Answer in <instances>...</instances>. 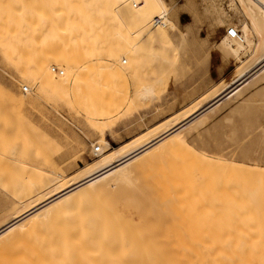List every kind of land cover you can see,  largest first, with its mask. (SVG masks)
<instances>
[{
	"label": "bare ground",
	"instance_id": "obj_1",
	"mask_svg": "<svg viewBox=\"0 0 264 264\" xmlns=\"http://www.w3.org/2000/svg\"><path fill=\"white\" fill-rule=\"evenodd\" d=\"M201 1H206L200 6L201 14L223 28L214 48L236 62L231 77L220 79L188 104L116 146L104 138L105 129L97 130L100 137L90 141L94 157L67 173L63 164L70 153L56 155V143L62 140L66 147L71 142L60 138L48 118L37 121L31 111L50 93L65 105L83 107L88 117L104 125L113 108L124 107V99L132 104L155 100V81L138 82L132 91L121 90L119 84L131 85L129 80L140 74L145 55L159 56L158 44L177 57L172 43L178 26L174 4L167 0H0V45L21 84L20 91L2 88L0 112L7 124L5 132L15 141L9 148L17 158L13 168L23 172L13 200L9 197L12 204L22 199V206L0 214V264H264V160L240 166L217 154L211 159L218 173L213 172V180L219 181L221 175L227 187L235 186L220 191L217 184L219 192L214 193L216 185L212 188V180L211 188H206L203 170L212 161H205L200 149L188 145L221 106L264 81V0ZM187 4L194 8L191 0ZM193 11V17L200 15L199 9ZM92 15L123 25L113 33L120 32L125 43L120 54L113 57L106 51L110 22L91 24ZM230 28L237 30L236 37L228 35ZM179 33L176 44L180 49L186 39L184 30ZM252 53L257 56L254 64L239 67ZM107 88L111 96L106 97ZM16 145L21 151L14 153ZM158 163L162 166L153 171ZM162 163L174 176L170 183L165 179L166 184L160 177L155 180L163 182V192L161 185L149 179L153 172L158 173L154 178L164 177L167 168ZM194 165L197 171L193 173ZM196 172L204 175V192L200 191L204 195L199 198H206V203L195 193ZM140 178L146 180H142L144 185ZM189 181L195 185L187 184L186 192L194 189V195L190 191L185 198V190L180 195L182 203L189 202L187 212V205L185 210L184 205L179 207L186 215L176 217L177 209L172 214L180 224L168 210L170 222L157 224L166 220L155 215L161 199L173 196L179 187L186 189ZM115 191L123 198L119 208L113 205L115 199L111 201ZM196 204L201 206L196 208ZM157 216L158 222L154 221Z\"/></svg>",
	"mask_w": 264,
	"mask_h": 264
},
{
	"label": "rangeland",
	"instance_id": "obj_2",
	"mask_svg": "<svg viewBox=\"0 0 264 264\" xmlns=\"http://www.w3.org/2000/svg\"><path fill=\"white\" fill-rule=\"evenodd\" d=\"M167 1L170 2V4L172 5L174 4V9L176 11V18L178 25L177 28L179 29L176 28L174 34L172 35V43H174L173 44L174 50L177 49V51L179 52L177 57H174L172 51H168L167 53H165L164 52L165 45L158 44L157 49L159 51V56L154 57V56L145 55L142 61V65L140 67L141 68L140 74L129 80V83L131 85H128L126 83L119 84L121 90L128 89L132 91L136 83L138 82L154 83L155 81L154 85L157 86V87L155 86V97H154L155 100L153 99L145 103L134 101V103L132 104L129 101V99L126 100L124 99L125 102L124 107L122 108L119 106L118 108H113L108 113L107 118L104 120L103 122L104 125L102 123H96L95 119L88 117L86 115V112L88 111L85 110L83 107L79 105L78 106L76 105L74 107L71 105L70 106L65 105L61 102L60 99H58L56 95L50 93L47 94L44 102L40 103L38 106H36L35 110L31 111L33 112V116L37 121L39 120L41 121L42 119L44 120V116L48 118L47 123L49 124V126L53 128L56 127L59 130L60 138L61 139L67 138L69 142H71L69 143L71 145L70 146L67 145L66 147L63 145L62 140H59V142L56 143L57 144L56 147L58 150L56 152L57 153L56 155H60L67 150L70 153L69 159L66 161L65 164H63V167L67 173H71L77 167L83 165L86 161L94 157L90 150L91 149L90 141H95L97 140V138L100 137V133L97 130L105 129V131L103 132L105 133V135H103L104 138H106L112 146H116L119 143L123 142L124 140L135 135L136 133L142 131L146 126L152 125L153 123L163 119L167 115L177 111L178 109L183 107V105L188 104L190 101H192L193 99L201 95L203 92H205L209 87L213 86L220 79L228 80L231 77L236 62L231 58H228L226 56L224 57V55L220 50L214 48V44L218 39L221 31H223V28L218 23H215V21H212L213 20L212 18L204 17L201 14L202 7L200 6H202L206 1L191 0V2H193L194 4L193 7L199 9L200 11V15L196 14L197 17L195 16V14L193 17L194 8L193 9L190 8V6L187 4V0H171V1L167 0ZM207 1L209 2V0ZM35 7L36 5L33 6V9H37ZM225 8L227 10L226 6ZM233 20L234 22L238 23L235 17L232 18V21ZM93 23L94 24L109 23L108 31L110 32V35L107 36L104 41L107 44L106 51L108 55L113 57L120 54L125 46L124 45L125 43L123 42V38L120 32L117 33L119 35L113 33L116 30H122L123 25L122 24L117 25L116 22L109 20L105 22L99 16L97 17L92 15L91 24ZM182 30H184L185 32L184 36L186 40L182 48L179 49L177 48L176 43L181 37L179 32ZM163 56H165L167 59L163 58ZM256 57L257 56H255V53L248 55V57L245 58L244 62L241 63L239 67H242L243 69L252 66L255 62ZM167 61L171 64L169 65ZM171 65H173V67ZM57 67L60 68L59 66ZM142 69H144V71H142ZM61 71H63L62 68ZM16 77H17L16 67L12 64L11 60L6 55L5 50L0 45V91H2L3 87H6L5 89L7 90L12 89V90L20 91L21 84H18L16 82L15 80ZM104 96L106 97L111 96L110 88H107L105 90ZM130 96L134 98V94H132V92ZM3 116H4L3 112H0V179L2 178L0 180V214L6 213L12 208L16 207L17 205L22 206L23 204L22 199L18 201H14L13 204L9 202L10 198L14 197L15 192L19 189L18 183L19 181H21L23 177V172L19 169V167L18 169L13 168V165L17 160V158L15 154L9 153V148L14 145L15 141L12 140L13 137H11L9 133L5 132V129L7 128V124L3 120ZM206 124L207 126L205 125L199 131V134L194 137V139L188 141V145L190 148L196 150L200 149L201 152L204 153V157H206L205 161L207 159L208 160L210 159V161L207 162H211L218 156L217 154H222V158L223 160L225 159L224 160L225 162L231 160V162H234L235 164H238L240 166L246 165L249 160H257V159L264 160V81H261L257 87L251 86L250 88H247L241 95L238 96V98L234 100H230L229 102H227V104L221 106L218 109V111L215 113L213 118L210 119ZM7 134H9V136ZM221 143L223 145H221ZM16 146L17 147L14 146L13 149V151H16L14 153L21 151L20 147H18V145ZM49 154L51 155L52 153ZM189 160H191V158ZM160 165L158 163V165L155 166V169H153V171L156 170L158 172V169L162 166ZM206 165H207V169L205 168L203 169L206 170L207 172L204 174L205 176H207L205 177V181L207 184L206 188L212 182H214V184H211L212 188L214 185H216L215 191L214 189L212 190L214 193H216L219 190L218 188L219 184L221 185L219 186L220 191L221 188H223L224 186L227 187V185H225L226 183L224 184V181H221L222 178L221 175L219 181L215 179L216 180L215 182V180H213L214 177L213 174L216 172L214 171L215 167H212L213 161L211 164L207 163ZM206 165H201V167ZM164 166L165 164H163L164 169L169 167V166L166 167ZM157 167L159 168L157 169ZM196 168L197 167H195V165L194 167H192L193 173L195 170L197 171ZM227 168L229 169V167ZM218 169L220 170L222 168H220L218 165ZM161 170L163 169L161 168ZM168 170L169 168L166 169V172L169 175V176L167 175L168 177L166 176L167 173L166 174L164 173L165 174L164 177H162L163 174L161 176L157 175L158 179L154 178L156 177L155 173L157 172L151 173L153 176L150 174L152 178L149 177V179L153 183H151L149 179L147 180L148 181L147 183L154 184V181L159 180V177L164 183L168 178L167 183H170V179H172V177L170 178V176H173V173L171 172L172 175L169 174L171 170L170 171ZM203 170L201 168V171ZM183 172L185 175L186 172L185 171ZM199 173L200 172L198 173L196 172L193 177L195 178L194 181L198 183L197 184L198 187L195 186V193L198 198L199 195L201 193L203 194L204 192L203 191L204 187L201 181V179L204 178V175L202 172L203 177H201ZM197 174L199 175L198 178H196L198 176ZM215 174L218 173L216 172ZM186 176L190 178L187 174ZM230 177L232 179L233 176L231 175ZM140 179L142 183V180L144 178H140ZM228 179L230 180V178ZM143 181L146 180L144 179ZM162 181L161 183L163 184ZM194 181L193 182L189 181L190 184L187 182L186 189H182L183 187H179V189L177 188V191L175 190L176 193L173 194V196L171 195L172 197L169 196V192H168L169 197L165 196L168 198L167 199L164 198L166 199L165 201L166 204H161L164 200L161 199V203H160L161 208L159 207L160 205H158L159 208L155 215H158L159 217L161 216L160 220L161 218L166 220L163 221V223L158 222L157 220L159 218L157 216V219L155 218L154 220L158 222L157 224L160 223L162 226H166L168 223L165 222L168 221L170 222L171 219L175 218L174 215H172V214H176L175 209H177L178 211L176 217L178 214L180 215L182 213L179 212L181 205L182 206L184 205V208H182L184 210H185V205H187L185 211L186 212L188 211L187 209L189 208V204H188L189 202H187V204L182 203V200L184 199V196L185 198H187L186 193L188 192L190 193L191 190L190 191L188 190V192L186 191L188 187L191 185V183L192 185H195ZM198 181L202 186L201 190ZM220 181L222 182L223 186ZM161 183L158 184L155 181L154 185L155 186L157 185L159 187ZM142 185L144 184L142 183ZM233 185L235 186L234 183H231V185L229 184L231 189ZM162 186L163 185H161L160 187ZM229 186L227 187L228 189ZM163 187L161 189L162 192L163 189L166 191V188ZM6 190L8 191V193H6L7 192ZM182 190L183 192L179 194L180 191ZM184 190H185V195L183 194ZM193 191L194 189H192L191 193ZM115 192L112 193L111 198L113 199L111 201L115 199L116 202H114L113 205L114 204L116 205L117 203L118 205L116 206L119 208L122 205L121 202L123 198L122 195H118L121 194L119 191H115ZM162 192L161 195L164 197L163 195L164 193ZM2 193L5 194L6 197L8 194L9 195L8 199H6L4 197L5 195L3 196ZM182 194L184 195L183 199L180 196ZM188 195L192 196L191 194ZM196 195L193 196L194 201L197 200ZM171 198L172 200L173 199L174 200L172 201ZM178 198H179L178 202L181 201L179 206L177 203ZM205 199L206 198H204L203 196L199 198L201 202L202 200L203 202H205ZM11 200H13V198ZM168 200L171 202L170 203L171 206L169 205V203H167ZM173 202L174 204L176 203L175 208ZM183 202L185 201L183 200ZM165 205L166 206L168 205L167 208H165L166 207ZM200 206L201 205L196 204V208ZM169 207L171 208L169 209ZM172 207L174 208V212L172 211L173 210ZM177 207L178 208L180 207L179 210ZM191 207L193 208V206ZM166 210H168L167 213L169 212V214L171 212L172 218L171 215L165 213ZM182 214H184V212ZM182 214L180 217L183 216ZM178 218L175 219L179 223L176 220L175 222H177V224H180V220H178ZM175 222L173 223L174 225L176 224ZM185 223H187L186 220ZM161 225H157V226H161Z\"/></svg>",
	"mask_w": 264,
	"mask_h": 264
},
{
	"label": "built area",
	"instance_id": "obj_3",
	"mask_svg": "<svg viewBox=\"0 0 264 264\" xmlns=\"http://www.w3.org/2000/svg\"><path fill=\"white\" fill-rule=\"evenodd\" d=\"M228 35L230 36V37H236L237 36V30L236 29H233V28H230L229 30H228ZM53 70L54 71H58V69L57 68H55V67H53ZM24 90H25V88H24ZM95 150H97V147L95 148Z\"/></svg>",
	"mask_w": 264,
	"mask_h": 264
}]
</instances>
